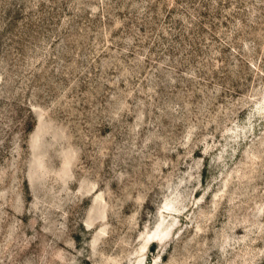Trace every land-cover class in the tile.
Returning a JSON list of instances; mask_svg holds the SVG:
<instances>
[{"label":"rangeland","instance_id":"rangeland-1","mask_svg":"<svg viewBox=\"0 0 264 264\" xmlns=\"http://www.w3.org/2000/svg\"><path fill=\"white\" fill-rule=\"evenodd\" d=\"M0 264H264V0H0Z\"/></svg>","mask_w":264,"mask_h":264}]
</instances>
